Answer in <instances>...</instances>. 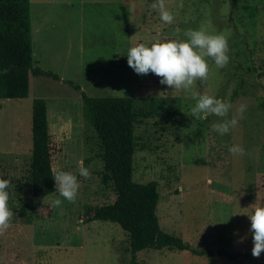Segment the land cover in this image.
Masks as SVG:
<instances>
[{
  "label": "rangeland",
  "instance_id": "374dc122",
  "mask_svg": "<svg viewBox=\"0 0 264 264\" xmlns=\"http://www.w3.org/2000/svg\"><path fill=\"white\" fill-rule=\"evenodd\" d=\"M150 3L29 0L32 64L62 79L29 74L30 96L46 101L52 168L76 174L79 188L73 202L60 197L55 207L50 200L56 191L31 194L29 101L0 99V179L9 180L11 219L25 221L36 236L29 244L38 243L39 264H264V251L251 254L246 215L264 203V0H237L234 6L230 0H164L171 23L160 20ZM200 27L224 35L229 61L217 68L205 57L207 79H196L190 91L171 90L155 74H137L128 66V47L183 41L186 30ZM80 91L132 97L135 145L121 172H130L134 181L157 183L161 232L213 255L166 248L132 254L118 224L89 220L95 207L114 199V187L101 182L99 139L84 116ZM191 91L229 101V117L237 115L240 104L247 107L221 136L209 130L208 118L190 115ZM232 144L244 154L229 153ZM81 164L89 169L87 178L78 175ZM218 249L227 255H217Z\"/></svg>",
  "mask_w": 264,
  "mask_h": 264
},
{
  "label": "trees",
  "instance_id": "16d2710c",
  "mask_svg": "<svg viewBox=\"0 0 264 264\" xmlns=\"http://www.w3.org/2000/svg\"><path fill=\"white\" fill-rule=\"evenodd\" d=\"M232 6L237 0H230ZM61 77L32 64L29 0H0V98H24L28 95V75ZM63 81L79 90L71 80ZM83 113L94 129L101 149L103 184L112 182L114 199L94 208L89 220L115 222L128 235L132 254L142 249L189 250L195 255H213L211 249L192 248L179 236L161 232L155 212L157 183L134 181L123 174L121 164L130 161L134 151V117L137 112L129 96L93 97L80 91ZM52 146L45 100L31 101L30 191L33 196L55 192L52 173ZM217 255H227L216 250ZM233 257V255H230ZM130 264H137L131 262Z\"/></svg>",
  "mask_w": 264,
  "mask_h": 264
},
{
  "label": "clouds",
  "instance_id": "9594fccd",
  "mask_svg": "<svg viewBox=\"0 0 264 264\" xmlns=\"http://www.w3.org/2000/svg\"><path fill=\"white\" fill-rule=\"evenodd\" d=\"M150 6L159 10V18L165 23H171L173 14L165 7L164 0H151ZM186 40L174 39L152 42L150 45L137 43L126 50L128 66L137 74L149 72L159 77V83L172 89L191 90L196 79H207L208 64L205 57H210L217 68H222L229 61L228 44L222 34H211L204 27L188 29L184 33ZM194 104L189 112L194 119L208 118L209 130L218 135H224L237 124V116L242 118L246 104H240L236 116H228L232 105L214 95L197 94L191 91ZM213 117L217 119H212ZM228 152L243 155L245 150L238 144L228 146ZM80 177L87 178L89 169L82 164L77 169ZM55 191L58 196L50 200L51 206L61 205L64 200L73 202L76 199L79 182L77 175L70 171L57 169L52 173ZM9 180L0 179V231L8 228L13 215L7 205ZM251 233V254L259 256L264 251V203L254 205L246 214Z\"/></svg>",
  "mask_w": 264,
  "mask_h": 264
},
{
  "label": "crops",
  "instance_id": "0c3cea01",
  "mask_svg": "<svg viewBox=\"0 0 264 264\" xmlns=\"http://www.w3.org/2000/svg\"><path fill=\"white\" fill-rule=\"evenodd\" d=\"M36 76H40V75H36ZM34 97L35 96H30L29 75H28V95L24 98H16V99L27 100V102L29 101L27 108L30 115H31V107H29V105L32 101V98ZM46 111H47V106H46ZM47 123H48V117H47ZM48 130H49V123H48ZM49 134H51L50 130H49ZM24 222L25 221L22 220L10 219L8 228L3 231H0V264H39L38 258L36 256V253H38L39 251L37 248L38 243L37 242L34 244L32 243L33 238L36 239V236L33 235L31 231H28V226L26 227L23 225ZM32 223L35 224L34 222ZM29 238L32 239L30 244H29Z\"/></svg>",
  "mask_w": 264,
  "mask_h": 264
}]
</instances>
